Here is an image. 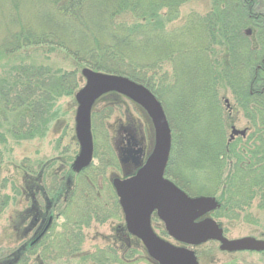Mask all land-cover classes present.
I'll use <instances>...</instances> for the list:
<instances>
[{"label": "trees", "instance_id": "1", "mask_svg": "<svg viewBox=\"0 0 264 264\" xmlns=\"http://www.w3.org/2000/svg\"><path fill=\"white\" fill-rule=\"evenodd\" d=\"M192 1L0 0V59H11L27 48L56 46L79 66L146 86L164 110L177 95L173 106L181 121H186L189 112L194 119L200 108L214 118L221 134L222 147L215 146L207 167L219 173L217 177L227 171V184L220 179L225 196L238 198L246 190L252 193L248 202L220 195L223 208L237 215L259 192V207L264 210V0H210L208 14H191L183 27L167 30V25L179 19L182 6ZM26 2L33 10V22L19 14ZM80 81L73 71L52 73L35 64L11 66L0 79V142L5 143L6 137L14 142L43 139L57 120L55 104L76 94ZM223 84L254 131L247 140L255 139L249 150L237 151L242 139L227 145L226 115L219 96ZM165 112L172 133L168 166L172 169L179 160L182 132L170 119L169 110ZM1 155L0 151V178ZM171 175L187 191L176 172ZM5 189L0 190V214L10 202L2 194ZM216 191L208 196L216 197ZM17 194V198L22 196V192Z\"/></svg>", "mask_w": 264, "mask_h": 264}, {"label": "rangeland", "instance_id": "2", "mask_svg": "<svg viewBox=\"0 0 264 264\" xmlns=\"http://www.w3.org/2000/svg\"><path fill=\"white\" fill-rule=\"evenodd\" d=\"M211 9L212 5L210 0H194L187 3L182 6L179 19L167 25L166 29L171 31L181 28L189 15L198 14L200 16H205ZM32 12L33 10L27 2L25 3V8L19 10V14L23 15L28 22H33V20H35L32 16ZM125 21L132 22L129 18ZM31 64L43 66L52 73L59 70L64 72H77L81 80L78 88H76L77 91L81 90L86 84V79L83 77L82 71L84 69H90L84 65L79 66L69 54L58 47L45 45L39 48L23 49L11 59H0V79L6 76L11 66H29ZM219 96L226 115L227 142L233 127L240 131L246 130L247 137L244 142L238 144L239 147L237 151L242 152L249 150L250 146L255 142V139L247 142L252 132H254L252 131L249 120L246 118L244 112L237 107L233 96L224 84L219 87ZM177 97V95L173 97L174 103ZM173 102H170V108L167 109L165 106V110H167V113L169 110L170 119L177 122L176 124L182 133L178 141L177 155L179 160L176 162L174 161V164L171 166L172 169H168L169 164L166 167L168 179L175 184V177L171 174L172 172H176L180 181L187 184V191L184 190L185 193L192 197H209L208 195L217 189L218 191L215 192L217 193L215 199L219 203V207L213 211L210 217L221 224L225 230V235L229 239L238 240L239 238L255 237L264 240V210L259 207L261 193L257 192V196L253 193L255 196L252 195L253 199L250 202L251 205L245 208L239 215H236V213L229 209H224L223 200L218 198L220 195L225 196L224 187L220 183V179L223 180V183L225 182L224 185L227 184V171H225L223 176L217 177L219 173L212 172L209 169L211 166L207 167V161H211V158H213L216 153L215 146L218 150L222 147V144H220V130L218 131L215 129L214 118H208L205 111L197 108L194 112V119L196 117L195 121L193 119V114L190 112L185 116L187 117L186 121H181L180 118L175 116ZM77 109L78 104L75 99V94L72 97H63L55 104L54 113L57 116V120L49 126L47 135L43 139L14 142L10 137H6L5 143L0 142V151L2 152L1 160L3 161L1 165L0 190L6 188L2 194L10 198L9 206L0 214V264H9L12 250L20 245L15 237L13 243L11 242L13 238L10 220L13 225L21 221V216L19 214L25 207V196H27L24 193V176L26 171L31 168V172L34 175H32V178L34 179L38 176L40 161L45 158L49 159V157L54 156V154L59 155L58 152L56 153V150L62 149L63 155H65L64 151L70 152L66 155V158L71 159V161L73 158L72 154H74L75 159L80 151L76 142L75 129ZM103 110H106V113H111V115L108 114L111 118L107 121L110 126L114 122L116 124L126 123V125H133L137 129L142 130L143 136L148 140L152 149L154 148V127L148 114L140 106L123 95L110 93L100 98L94 105L95 113H102L101 111ZM106 113L103 114V116H105ZM100 115L101 114H95V118H92L93 128L91 131L95 145L100 148V154H103V149L108 152L106 142L108 130L105 127L106 121H103ZM0 120H2L1 116ZM115 123L113 125L115 129H117ZM210 128H212L213 131L208 134ZM217 128L219 129L220 127ZM1 131L3 130H0V132ZM238 140H240V138L236 139L235 142ZM103 143H105V145ZM100 161H102V159L98 157L94 165L101 166L102 163ZM220 165L222 166L223 164ZM174 168L175 170H173ZM117 174L121 177V172H117ZM182 182L180 183L183 184ZM246 185L248 184H245V186ZM103 186H106L105 183ZM179 187L182 188L180 185ZM17 192H22V196L17 198ZM96 192L97 191H95V193ZM100 193H102V198L106 199V187H104V190L98 188V194ZM251 194V190L250 192L246 190L238 198H235V196H225V199H236V201L248 202L251 198ZM220 205H222L221 208ZM74 207H77L76 204ZM79 213V211L74 210V223L79 225L74 229L76 230L74 233V235H76L74 236V251H72V248H67V246L71 244L63 240L62 246L55 247L56 252H46L44 264H156L155 261L149 257L145 249H139L140 244L135 239L129 240L130 243L127 245L123 244L122 252L119 250V243L117 244L118 247L114 249L115 244H113L112 236H115L114 230L117 224H119L118 220L108 218L105 214L97 210L95 214L91 213L89 218L86 217L82 220L77 218ZM62 223L63 220L58 222V231L56 232L55 230L57 235L62 230ZM56 234H53V236L49 238L50 242L54 240L55 236H57ZM108 240H110V243ZM216 242L207 243L198 248L197 251L200 254L201 264H217L236 259L235 255L230 256L224 253L223 250L221 252L219 244ZM102 249H106L105 252L100 251ZM40 251L41 249L39 251L37 250L33 255L30 254L32 256L29 264H37L36 261L38 259L36 258L39 256ZM124 251H126V254ZM123 253L126 256L125 260L121 259ZM237 257L247 260L251 262V264H264V252L239 253Z\"/></svg>", "mask_w": 264, "mask_h": 264}, {"label": "flooded vegetation", "instance_id": "3", "mask_svg": "<svg viewBox=\"0 0 264 264\" xmlns=\"http://www.w3.org/2000/svg\"><path fill=\"white\" fill-rule=\"evenodd\" d=\"M101 112L102 113H95L93 108L91 130L93 128L92 118H95V114H101V119L106 121L105 127L108 130V136L106 137L108 152L103 149V154H100V148L95 145L93 141V159L91 164L84 169H76L75 162L81 152L80 143L76 135V142L80 151L75 159L74 154H72L73 158L71 161V159L66 158V155L70 152L64 151L65 155H63V150L58 149L56 153L58 152L59 155L54 154V156L49 157V159L45 158L43 162H41L37 178H32L34 175L31 172V168L27 170L24 182V193L27 196L24 195L25 207L19 214L21 216V221L13 225L10 220L13 238L11 242L13 243L15 237L20 245L12 250L9 264H29V262H31L30 254L40 249L41 251L36 258L38 259L36 262L37 264H44L46 252H56L55 247L62 246L63 240L71 244L67 246V248H72V251H74V236H76L74 235L76 231L74 229L79 226L74 223V210L80 212L77 218L82 220L86 217L89 218L91 213L95 214L96 210L105 214L108 218L118 220L119 224H117L114 230L115 236H112L113 244H115L114 249L118 247L117 244L119 243V250L122 252L123 244L127 245L130 243L129 240L135 239L140 244L139 249H145L148 254V250L140 238L139 233L137 231L132 233L129 229L127 214L121 204V199L118 195L115 183L117 180L126 181L135 177L146 164L153 149L148 140L143 136L142 130L130 124H116L114 122L117 128L115 129L114 123L110 126L107 122L111 118L108 114L111 115V113H106V110ZM105 113L106 115L103 116ZM246 137L247 136H238L233 140L229 137L227 145L238 143L240 140L235 142L238 138L242 139L244 142ZM103 144L105 145V143ZM98 157L102 159V161H100L102 163L101 166L94 165ZM117 172H121V177ZM165 177L168 179L167 175ZM104 183L106 186H103ZM104 187L107 189L106 199L102 198V193L98 194V188L104 190ZM95 191L97 192L95 193ZM75 204L77 207H74ZM221 206L222 205H220V208ZM211 214H213V212L198 219L196 222L201 223L205 219L211 218ZM61 220H63L62 230L57 235L58 222ZM219 225L223 230L224 237L231 240L225 235V230L221 224ZM150 227L153 233L162 241L178 249L193 251L199 264H201V262L200 254L197 251L198 248L207 243L216 242L208 241L201 245L192 246L177 241L169 235L165 223L159 218L157 212H153L150 216ZM53 234L57 236L50 242L49 238L52 237ZM250 238L264 241L255 237ZM108 241L110 243V240ZM216 243L219 244V249L222 252V244L218 241ZM105 250L106 249H102L100 251L105 252ZM256 252L263 253L264 251H224V253L230 256L235 255L236 259L217 264H251V262L237 256L239 253ZM124 253L126 254V251H124ZM124 253L121 257L123 260H125L126 257ZM155 263L158 264L156 261Z\"/></svg>", "mask_w": 264, "mask_h": 264}, {"label": "water", "instance_id": "4", "mask_svg": "<svg viewBox=\"0 0 264 264\" xmlns=\"http://www.w3.org/2000/svg\"><path fill=\"white\" fill-rule=\"evenodd\" d=\"M251 35V30L247 31ZM85 86L75 96L76 135L81 152L75 162L78 170L88 167L93 159L91 113L95 103L104 95L117 93L139 105L148 114L155 134L152 154L138 174L126 181L117 180L115 187L126 211L129 229L136 231L144 242L150 257L159 264H199L193 251L178 249L159 239L150 227V216L157 212L169 235L179 242L197 246L218 241L223 251H264V242L253 238L230 241L223 236L218 223L207 218L196 221L215 211V198H192L165 178L172 148L171 128L164 108L145 86L127 77L106 74L90 69L82 71ZM228 103V102H227ZM247 131L232 128L231 139L246 136Z\"/></svg>", "mask_w": 264, "mask_h": 264}]
</instances>
